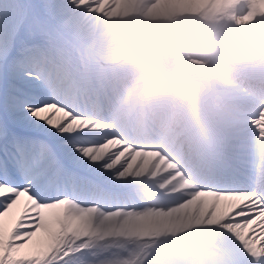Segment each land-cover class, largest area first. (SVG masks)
<instances>
[{
  "label": "snow or ice",
  "instance_id": "1",
  "mask_svg": "<svg viewBox=\"0 0 264 264\" xmlns=\"http://www.w3.org/2000/svg\"><path fill=\"white\" fill-rule=\"evenodd\" d=\"M68 2L0 5V264H104L96 241L123 211L116 189L132 164L109 151L120 138L102 132L111 124L64 28ZM200 176L190 225L217 231L186 264H264V104L220 136Z\"/></svg>",
  "mask_w": 264,
  "mask_h": 264
},
{
  "label": "bare ground",
  "instance_id": "2",
  "mask_svg": "<svg viewBox=\"0 0 264 264\" xmlns=\"http://www.w3.org/2000/svg\"><path fill=\"white\" fill-rule=\"evenodd\" d=\"M258 1L259 4L254 0H69L65 4L63 25L83 53L89 75L98 90L105 85L114 89L111 78L126 85L121 73L130 74L136 60L146 63L149 68L159 67L166 77L155 76L158 68L153 69L152 78L140 74L143 81L140 80L136 87L141 89L140 94L134 96L127 92L125 102L121 103L125 106L120 111L111 112V107L116 97L122 96V90L112 92L110 98L99 91L106 117L114 116L112 128L102 132L124 135L134 144L151 145L150 140H155L163 149L175 140V136L147 138L142 132L144 122L152 126L158 116L160 126L168 120L189 133L187 136L182 129L171 130L176 129L177 141L168 156L175 160V165H184L188 172L203 170L211 160V147L216 146L224 132L239 128L242 118L249 113L245 108L246 99L235 101L241 108L234 112L230 110L233 116L217 113L214 99L220 97V103L226 105L237 97L225 95V89L216 80L222 72H229L226 60L231 53L229 41L233 40L239 50L245 47V42L258 43L264 55V0ZM4 2L0 0V5ZM234 15L239 17L235 20ZM181 45L187 47L183 52L185 55H173V52L181 51ZM193 57L210 59L212 67L206 60H194ZM105 61H116L117 66L102 67ZM252 86L262 95L260 98L252 95L250 99L261 102L264 87ZM177 87L183 89L178 97L171 92ZM192 92L204 93H200L202 98L193 99ZM135 119L140 121L131 132L129 124ZM202 127L204 132L199 130ZM28 131L36 136L44 135L36 130ZM102 137L96 135L94 138L102 140ZM182 147L189 149L185 160L181 159ZM115 148L121 147L117 143L110 144L109 151ZM134 150L124 149L123 163L125 167L131 163L132 167L116 189L126 195L121 202L128 208L107 222L104 234L96 241L104 252L100 259L104 264H129L130 255H136L133 264L150 261L169 264L163 258H176L182 263L184 255L188 261L194 259L208 246L207 234L217 231L190 225L193 212L199 211L205 198L198 197V191L185 190L167 176V171L177 173V169L165 157L152 153L144 155L137 153L141 150ZM195 157L198 163L188 165ZM144 203L148 206H143ZM139 205H142L141 209H137ZM22 206L23 201L8 218L9 222L15 219ZM177 235L180 240L176 239ZM171 244L175 247H170ZM152 248H158L159 253L154 254Z\"/></svg>",
  "mask_w": 264,
  "mask_h": 264
},
{
  "label": "rangeland",
  "instance_id": "3",
  "mask_svg": "<svg viewBox=\"0 0 264 264\" xmlns=\"http://www.w3.org/2000/svg\"><path fill=\"white\" fill-rule=\"evenodd\" d=\"M253 1V0H252ZM238 15H235L234 17L236 18ZM234 17H232V18H234ZM256 43H249V45H255ZM256 46H259V45H257L256 44ZM184 47V48H183ZM180 48H181V51L180 52H173V55H177V56H179V57H181V56H183V55H185L183 52H185L186 50H187V47H185V46H180ZM182 54V55H181ZM194 59V58H193ZM153 60V59H152ZM196 60V59H195ZM209 62H210V59H207ZM140 62V63H139ZM116 61H105L104 62V65L102 66V67H116L117 65H116ZM143 63V64H142ZM173 63V62H172ZM124 63H121L120 65H122V66H124L123 65ZM139 64H141V65H139ZM119 65V66H120ZM144 66V67H143ZM132 70H131V72H130V80H128V83H127V85L124 87V90H123V93H122V96L121 97H116V99L114 100V104L112 105V107H111V112H113V110L115 111H120L122 108H124V106L125 105H121V103H123V102H125V100H126V98H125V96L127 95V94H129V95H134V96H136V94H138V91L140 90L139 88H136L137 87V85H139L140 84V80H142L141 79V75L140 74H142L143 76L144 75H147V77H150V78H152L153 76H151L152 75V73H154L155 71L157 72V74H155V76L158 78V76H160L159 78H166L165 76H163V73L159 70V67H155V68H152V67H148L147 66V64L146 63H144V62H142V61H138V60H136V64H134L132 67ZM156 68H158V69H156ZM153 69L155 70V71H153ZM135 70V71H134ZM140 70V71H139ZM137 72V73H136ZM161 74V75H159V73ZM143 81V80H142ZM236 84H234L233 86H230V87H227V90H229L230 92H233L235 89H238L239 90V88H241L242 86H240L239 84H238V82L236 81L235 82ZM243 83V82H242ZM178 88V89H177ZM176 89L175 88H172V94H176L177 95V97L179 96V92L181 91V90H183V89H181V88H179V87H177ZM244 88V87H243ZM179 90V91H178ZM246 90H248V87H246ZM135 91V92H134ZM178 91V92H177ZM128 92V93H127ZM127 93V94H126ZM200 93H204V92H192V94H191V96H192V98L193 99H196V98H198V99H200V98H202V96L203 95H200ZM233 93H235V94H229V95H231V96H234V95H244V94H248L249 93V91H248V93L244 90V91H240V92H233ZM183 94H185L186 96H189V94L186 92H183ZM196 94H199V95H196ZM196 95V96H195ZM124 96V97H123ZM196 97V98H195ZM181 99V98H180ZM214 105L217 107V110H215V111H217V113H227V114H230L225 108H227V109H229L230 108V106H232V105H225V108L224 107H222L221 105H219L218 104V100H214ZM264 104V103H263ZM239 105V104H238ZM261 105H262V103L260 102V103H258V104H256V105H254L252 108H250V109H248V110H246V111H249V112H253V111H257V110H260V107H261ZM229 107V108H228ZM219 109V110H218ZM222 110V111H221ZM114 114V113H113ZM226 115V114H225ZM231 115V114H230ZM233 116V115H232ZM114 116L112 117H110V118H108V120L110 121V124H112V122L114 121ZM137 121H138V119H135V120H133V125L135 126L133 129H132V127H131V129L132 130H136V128H137ZM156 124V123H155ZM112 128V125L110 126V127H108V128H106V131H109L110 129ZM146 128L147 129H145V131H143L144 133H146V135H152L153 133H154V130L153 129H151L150 128V125L148 126H146ZM174 128H176V126H175V124H172L171 125V123L169 122V123H167L166 125L164 124V126L161 128V135H163V136H165V137H167L169 134H171L172 135V133H170V132H173V131H171L172 129H174ZM105 130V129H104ZM26 131H28V129L26 130ZM29 132V131H28ZM31 135H34V134H32L31 132H29ZM108 134H110V135H115V136H117V134H114L113 132L111 133V132H108ZM155 134V133H154ZM160 135V134H159ZM34 136H36V135H34ZM38 136V135H37ZM117 137H119L120 138V141H119V143H117V144H119V146L120 147H122V148H124V149H128V147H126V146H124V145H129L130 147H135V146H132L131 144H129V142H126V140H125V138L124 137H121V136H117ZM104 137H102V139H103ZM97 141H100V140H97ZM154 148H156L157 149V152H154V154H161L162 156H165L166 157V151H164L163 149H160V148H158L157 146H154ZM169 150V149H168ZM183 156L185 157V155H184V153H183ZM167 162L168 163H170V164H173L174 163V160L173 159H171V158H169V160H167ZM179 168V167H178ZM179 170V169H178ZM177 170V171H178ZM174 171H173V173H171L170 174V172H167V175H168V177L169 176H174ZM171 178V177H170ZM186 182V181H185ZM177 184H178V182H177ZM122 193V192H121ZM175 203H176V201H175ZM122 205V204H121ZM143 206H148V205H146L145 203L143 204ZM125 207V206H124ZM142 207V205H139L138 206V208H141ZM121 208H123V207H121ZM176 239H181L180 237L178 238V235H177V237H176ZM189 243H187V246H189V248L191 247L190 246V244L188 245ZM170 247H175L174 246V244H171L170 245ZM157 249L158 248H152V252L154 253V254H156V252L157 253H159V251H157ZM143 251H146V248L143 250ZM196 257V256H195ZM194 257V258H195ZM187 258L188 257H186V255H184L183 256V262L181 263L180 262V260L179 259H176L175 258V260H174V258H168V259H165V258H163L166 262H168L169 264H171V262H175V264H186V262L188 261L187 260ZM137 260V258H136V255H130L129 256V264H133L135 261ZM177 262V263H176Z\"/></svg>",
  "mask_w": 264,
  "mask_h": 264
}]
</instances>
